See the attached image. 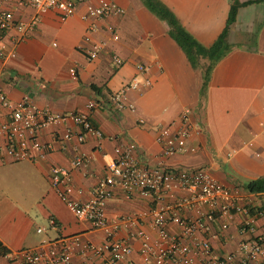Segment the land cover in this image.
<instances>
[{"label": "crops", "instance_id": "crops-1", "mask_svg": "<svg viewBox=\"0 0 264 264\" xmlns=\"http://www.w3.org/2000/svg\"><path fill=\"white\" fill-rule=\"evenodd\" d=\"M88 1L97 0H84L66 19L56 11L41 13L34 29L15 45L13 26L0 33V91L11 103L27 100L31 107L53 114H86L103 135L101 140L88 135L79 144L75 138L60 139L67 129L74 135L80 132L73 122L46 126L37 132V139L50 149L34 162L7 157L0 138V243L7 250L0 255V264H7L8 256L16 251L72 236L102 243L104 233L78 221L62 203L50 185L49 169L68 167L75 149L87 155L86 165L69 173L75 186L71 197L86 201L104 176L106 164L115 158V147L127 142L135 144L141 164L154 166L160 160L171 170H206L231 190L234 203L243 211L210 224L213 255L233 253L241 241L250 238L264 243V212L251 213L264 205V192L245 188L264 178V0H238L240 6L227 31V49L213 65L203 91L202 71L208 60L201 58L199 66L193 67L170 36L167 23L143 0H116L122 14L83 20ZM157 1L205 47L224 29L230 7V0ZM0 13H10L14 23H28L35 11L17 0H0ZM94 45H101V50L96 58L88 59L85 51ZM13 49L15 57L11 58L8 54ZM114 55L121 59L118 66ZM138 65L146 71L139 72ZM72 68L74 78L69 72ZM134 78L141 82L138 89L129 87ZM145 80L150 84L144 85ZM116 92L124 95L126 108L120 111L110 101ZM91 102L94 108L87 107ZM185 108L192 110L199 123L187 143L193 150L163 158L155 141L156 128L177 122ZM0 111L7 114L1 107ZM153 206L147 197L126 198L118 187L106 202L108 217L117 213L137 219L134 226L119 223L116 228L115 238L132 249L122 264L142 261L138 231L145 232L151 243L156 241L150 216ZM184 215L194 218L196 211ZM51 218L57 228L37 232ZM222 221L227 222L225 230L220 229ZM165 228L171 234L180 232L174 224ZM192 258L193 264H199ZM72 262L92 264L95 259L83 260L75 250ZM255 264H264V258L257 257Z\"/></svg>", "mask_w": 264, "mask_h": 264}, {"label": "built area", "instance_id": "built-area-1", "mask_svg": "<svg viewBox=\"0 0 264 264\" xmlns=\"http://www.w3.org/2000/svg\"><path fill=\"white\" fill-rule=\"evenodd\" d=\"M17 2L32 7L35 14L28 23H14L10 13H0V33L13 26L16 31L14 45L23 41L28 32L34 29L41 13L56 11L61 19H66L74 15L78 5L84 0H17ZM122 13L123 9L116 0L88 1L82 19H106ZM113 38L116 39L117 36L114 35ZM100 50L101 45H94L85 53L88 59H94ZM8 56L15 57V50H11ZM113 62L118 66L121 59L114 55ZM137 69L139 72L146 71L143 65H138ZM69 72L74 78V69H70ZM143 83L150 84L148 80ZM140 84L141 82L134 78L129 87L138 89ZM110 101L116 110L126 108L122 92L114 93ZM0 107L7 113L4 115L0 111V138L5 141V155L14 161L34 162L45 156L50 146L39 142L37 132L49 125L71 121L80 127V132L75 135L67 129L60 137L62 141L75 138L80 144L88 135L99 140L103 138L102 133L83 113L58 115L45 109H35L27 100L11 103L1 91ZM87 107L94 108L95 104L91 102ZM192 116V110L185 108L177 122L156 128L155 141L161 148V157H171L193 150L187 143L195 129L199 127V123ZM135 150L133 142L115 147V158L106 164L104 176L97 182L86 201L71 197L75 186L69 173L72 168L86 165L87 155L75 149L68 167L52 166L49 169L50 185L62 203L78 221L88 222L91 229L102 231L105 235L102 243L95 244L79 236H72L37 248L16 251L8 256L7 264H74L72 255L75 250L83 260L95 259L92 264H122L132 249L126 241L115 238L116 228L119 223L134 226L137 219L117 213L111 217L107 216L106 202L113 196L117 187L128 199L138 195L150 198L154 204L150 216L157 234L156 241L151 243L149 236L143 231L136 233L141 240L140 264H193L192 256L199 264H255L257 257L264 258V243L257 238L241 241L233 253L222 256H215L212 253L208 239V236H213L209 232L210 224L215 220L230 218L233 212L243 211L234 203L230 189L213 179L206 170H171L160 160L154 166L141 164ZM201 207H205L206 210L203 211ZM188 210H195L196 217H186L184 213ZM167 224L177 225L180 232L176 235L169 233L165 228ZM48 228H57L53 218L49 220L47 227L37 228V232H45ZM226 228L227 222L222 221L220 229ZM249 230L253 231V228L249 226Z\"/></svg>", "mask_w": 264, "mask_h": 264}, {"label": "trees", "instance_id": "trees-1", "mask_svg": "<svg viewBox=\"0 0 264 264\" xmlns=\"http://www.w3.org/2000/svg\"><path fill=\"white\" fill-rule=\"evenodd\" d=\"M145 6L158 16L161 20L165 21L169 26V34L183 50L187 56L191 65L195 68L199 66V59L206 58L208 64L203 68L202 71V87L203 91L206 87V83L209 79L210 71L215 64V62L223 55L227 49L226 36L230 24L234 21L237 10L240 6L238 0H230V7L228 12V18L226 25L222 32L219 34L215 42L209 46L205 47L198 43L189 33H187L178 23L177 19L173 14L166 9L157 0H143ZM246 190L251 193H261L264 192V178L250 182L245 186ZM264 212V205L251 210V213ZM7 253V250L0 243V255Z\"/></svg>", "mask_w": 264, "mask_h": 264}]
</instances>
